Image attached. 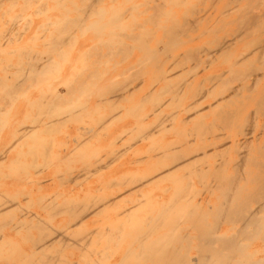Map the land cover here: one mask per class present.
Listing matches in <instances>:
<instances>
[{
  "label": "rangeland",
  "instance_id": "obj_1",
  "mask_svg": "<svg viewBox=\"0 0 264 264\" xmlns=\"http://www.w3.org/2000/svg\"><path fill=\"white\" fill-rule=\"evenodd\" d=\"M92 1L30 0L26 5L25 1L17 0L15 4L5 3L0 8L4 22L1 24L3 31L8 28L12 30L13 27L9 25L14 20H19L15 29L20 30L21 33L27 31L29 27L33 28L29 34L22 33V35L27 34L28 39L21 45L13 47L14 52L10 53L9 58L2 57L0 53L2 58L0 80L8 86L16 84L14 91L9 92L11 95H5L0 85V145L3 140H13L17 123H20L17 127L18 133L37 125L36 117L39 112L36 101L40 102L43 95L44 98L47 96L51 100L57 93L72 100L74 104V106L70 105L67 114L63 112L64 107L59 106L56 117L51 116L50 113V118H43L44 121L50 120V133L39 134V138L49 144L46 156L20 157L21 163L15 165L13 164L15 161L12 160L0 163V189L6 182H22L19 179L31 180L23 183L15 192L7 193L6 197L13 202H20L26 211L37 214L40 224L36 226L49 227V230H46L50 234L46 239L48 245L45 246L46 248H40L41 244L38 243L33 246L39 235L37 229L31 228L27 233H14L11 230L12 217L19 211L13 213L9 219L0 221V264H20L25 259L28 263L34 260L32 257L38 258L42 255L56 256V264L113 263L121 248L133 243L134 230L136 232L138 227L142 230L140 227L143 223L158 217L164 205L162 200L176 195L181 184H185V190L176 203L180 208L179 211L175 213L173 209L171 212L173 214L167 216L163 224L156 228L153 237L170 233L174 226L178 234L181 229L193 236V225L182 217L184 212L182 216L180 215L182 210L186 211L192 207L203 216L209 226L213 227L216 222L213 213L221 200V193L216 184L211 188L208 187L212 177L207 170L215 161L224 164L229 162L235 150L231 146L230 139L226 141L228 148L223 155H207L204 158L195 156V159L201 158L200 161H196L193 167L182 171L177 178L164 182L154 180L142 190L138 185H129L142 175V171L148 165L162 157L164 151L166 154L183 151L186 147L200 144L202 140L210 137L211 130L203 131L204 128L200 126L206 128L211 126L212 116L211 118L210 116L201 118L198 115L188 117L190 115L182 112V107L190 102L196 91L206 90L213 82L209 78L212 74L204 64L186 59L178 60L181 54L178 44L176 42L166 44L163 36L164 27L172 24L177 7L174 3L157 0L156 2L164 5L163 11L167 15L161 16L154 22L151 20V14L154 12L147 11L152 6L151 0ZM89 4L92 8L85 12ZM135 6L138 8L134 10ZM47 16L50 17V44L43 43L41 39L43 28L37 26L38 23H45ZM69 19L84 21L73 26L68 21L67 24L65 23ZM135 22L141 24V27L136 29L137 32H148L145 46L140 48L137 43L125 40L129 50L124 48L120 52L113 51L101 59L95 55V51L103 42L106 43L113 33H134ZM63 26L68 32L61 33ZM34 28L35 33H33ZM261 28L254 30L253 38L264 37V29ZM58 37L63 41L59 42ZM101 39L105 41L102 42ZM205 47L207 48V44ZM22 48L31 51L42 62L36 60L40 70L44 66L49 70L40 77L22 79L16 66L22 63L18 65V69L23 72L26 68V63L23 62L27 60L19 57ZM101 48L102 50H99ZM101 48L98 49L102 51L100 53H107L108 49L104 44ZM83 49L85 51H82ZM149 51L156 52L157 57L146 61L145 54ZM45 57L50 58L49 67L46 62L48 58ZM155 60L161 63V75L158 73ZM3 69L10 72L6 74L7 77L3 75ZM197 77L203 78L197 79ZM238 79L231 80V83L233 85L240 83ZM131 81H135L136 87L133 91L136 93L130 99L116 101L113 95L119 94L120 87L123 84H130ZM71 84L81 86L76 89L77 91L73 90L75 91L72 93L73 96L69 97L67 93ZM103 98L107 101L100 102L99 100ZM207 111L205 109L203 113ZM26 116L29 118L26 119ZM187 117L191 120L183 121ZM258 118L260 123L264 124V117L259 115ZM239 124L237 121L234 127L217 129L220 132L232 133L237 130L236 126ZM124 127L129 128L116 142L110 144L111 133ZM25 141L26 138H23L19 142L21 144ZM198 164L204 169L201 175L195 172ZM245 169L247 170L248 167ZM232 173V168L225 172L228 176ZM45 176L47 177L44 178ZM39 178L41 187L32 182ZM112 194L114 196L117 194L115 199L104 204L105 197H111ZM205 198L209 200L210 209L199 205L204 204ZM44 199L50 202V208L42 207ZM67 202L78 208L96 205L95 214L88 216L91 217L88 222H86L88 217H85L78 227L69 225L70 213L64 210L61 212L52 210L53 206L64 209ZM123 225L127 226L125 230L129 234L119 236L121 239L115 241L102 240L110 235L116 226ZM128 226L134 227L133 229L129 227L130 230ZM234 226L237 225L223 218L215 231L219 232L217 235L220 236L228 235L231 234ZM100 228L105 230L104 233L100 232ZM54 231L58 234L53 233ZM260 235L248 240L242 238L239 241L246 247L243 248L244 254L253 256L256 261L264 257V242ZM178 241L177 237L176 241L175 237L166 239L163 241L165 243H162L165 246H161L169 252ZM196 246L197 242L193 240L189 244L188 251L186 252V249L182 251L183 254L192 259L199 258L200 254ZM246 255L233 253L230 257L237 263L238 260L242 262ZM132 261L129 259L124 264H153L143 258L138 259L137 263ZM209 264L217 263L211 261Z\"/></svg>",
  "mask_w": 264,
  "mask_h": 264
},
{
  "label": "bare ground",
  "instance_id": "obj_2",
  "mask_svg": "<svg viewBox=\"0 0 264 264\" xmlns=\"http://www.w3.org/2000/svg\"><path fill=\"white\" fill-rule=\"evenodd\" d=\"M16 1L0 0V8L5 3L15 4ZM23 1H25L26 5L30 2V0ZM156 1L151 0L152 6L147 10L154 12L151 14V20L154 22L161 16L167 15L163 11L164 5ZM162 1L164 3H174L177 7L176 17L172 21V24L164 27L163 36L166 44L170 45L176 42L181 51V54L177 58L178 60L186 59L191 62L202 63L207 67L208 72L212 74V77H209L213 82L212 85L206 90L201 89L196 91L190 102L185 103L182 107L183 114L190 115L188 117H195L197 115L201 118L207 116H210V118L211 116L213 117L210 123L212 124L211 126H208V128L200 126L204 128H201L203 131L211 130L210 137L202 140L200 144L186 147L183 151H175L167 154L164 151L162 157L156 159L151 165H148L142 171V175L135 178L129 185H138L140 190H142L148 187L154 180L164 182L168 179L177 178L181 175L182 171L193 167L196 161H200L201 158L195 159V156L204 158L207 155H223L228 148L226 147L227 139H230L231 146L235 150L233 155L230 156L229 162H225L224 164L215 161L207 170L212 177V180L208 182V187L211 188L212 185L216 184L221 193V200L213 213L216 221L213 227L212 225L209 226V223L206 222L203 216L198 214L194 207H192L188 210L186 209V211L182 210L180 215L182 216L184 212V216L182 217L188 219L193 225V236L185 230L181 231V229L180 234H178L179 232L174 229V226V230L172 229L170 233L159 234L153 237V234L157 231L156 228L163 224L162 222L167 216L173 214L171 213L173 209H175V213L179 211L180 208L176 203L182 197V192L185 190V184H181L178 187L179 190L176 192V195L162 200L164 205L160 209L161 214L158 217L152 218L150 222L143 223L142 226L140 225L142 230L139 227L136 232L134 230L135 236L133 237V243L121 248L118 254H116L113 263L109 264H124L129 259L137 263V260L140 258L153 264L157 262L158 264L159 262L160 264H167V262L170 264H209L211 261L217 264H264V257L256 261L253 256L244 254L243 248L246 247L239 243L242 238L243 240H248V238L256 237L259 234H261V240L264 242V124H261L258 118L259 115L264 117V37L258 36L253 38L255 29H258V27L264 29V0H206V2L205 0ZM92 5L89 4L85 8V12L91 9L92 7L90 6ZM42 7L48 8L46 5H42ZM137 8L138 6H135L134 10ZM115 17L121 18L117 15ZM67 21L70 22L69 24L75 26L81 24L84 20L74 21V19H69L65 21L66 24ZM113 21L116 22V20ZM3 23V17L0 15V53L2 57L9 58L10 53L14 52L12 50L13 47L24 43L28 39L27 34L31 33L33 28L29 27L27 31H22L23 34L27 32L26 35H22L20 30L15 29L19 20H14L9 25V27H13L12 30L8 28L3 31L1 29V24ZM38 25L43 28V34L41 36L43 43L50 44V17L47 16L45 23H38ZM134 26V33H113L111 38L107 39L106 43L103 42L105 40L101 39L103 43L99 48L103 47L104 44V47L108 49L107 53H100L102 51L99 50H102V48H98L99 50L97 49V52L95 51V55L101 59L113 51L120 52L124 48L128 49L125 40H129L134 44L137 43L140 48L145 46V42L149 36L148 32H137L136 29L141 27V24L138 22H135ZM61 31V33H66L68 29H65L63 26ZM35 32L36 29L34 28L33 33ZM59 38V42L63 41L62 38ZM206 44L207 48L205 47ZM85 50L88 51L87 48ZM85 50L83 49L82 51ZM19 52L20 59L27 60V62H23V64L26 63L24 72L18 69V65L22 63L16 65L22 79L23 77H27V80H30L31 77H40L49 70L45 66L41 70L39 69L40 66L36 62L40 60L31 51L22 48ZM145 57L146 61H150L154 60L157 55L156 52L149 51L145 54ZM45 58H48L45 61L49 67L50 58ZM0 61H2V58H0ZM155 61L158 73L161 75V63L159 60ZM5 68L9 70V68ZM6 70L3 69V75L5 74V77L8 76L6 74H10ZM226 77L230 78L226 79ZM201 78L203 77H197V79ZM237 78L241 82L233 85L231 80ZM79 80L77 79V81ZM134 82L131 81L130 84H123L120 87V93L113 95L116 101L133 97L134 93H136L133 91L136 87ZM0 85L5 95H11L9 92H13L16 87L15 83L14 85L8 86L3 80H0ZM80 86V84H78V87L72 84L69 85L70 91H68L67 95L72 97V93L75 92L73 90H76ZM43 98L44 95L41 97L42 100L40 99V102L36 101V107L39 112L36 117L37 125L25 128L23 132L18 133L19 130L17 127L20 126V123H17L13 140H3L2 145H0V163L12 160L13 162L15 161L13 163L15 165L18 162L21 163L20 157L29 156L33 158L47 155L49 144L46 140H42L39 137L41 134L50 133V120L44 121L43 118H50V113H52L51 116L56 117V110L59 106H63V112L67 114L69 113L70 105L74 106V104H72V100L60 96L57 93H55L51 100L47 96L44 98L45 100ZM99 101L106 102L107 100L103 98ZM205 109L208 110L207 113H203ZM188 117L183 121L189 122L191 119ZM28 118L29 116H26V119ZM237 121L240 124L236 126L237 130L232 133L220 132L217 129L222 128L223 130V128L234 127ZM16 122L18 121L16 120ZM128 128L124 127L123 129L112 132L110 135L112 137L110 144L116 142ZM87 130L90 131L91 129ZM23 138H26V141L20 144L19 141ZM29 141L31 142L29 143ZM201 166V164H198V169L195 171L200 175L204 171V169H201ZM245 167H248V169L246 170ZM230 168L233 169V173L228 176L225 172ZM19 180L22 182H6L4 187L0 189V221L9 219L10 215L19 211L18 214L12 217L11 230L14 233H27L31 228H36V232L39 234L38 239L35 243H33L34 241L31 242L33 246H36L38 243L41 244L39 245L41 246L40 248H46L45 246H48L46 239L50 235L47 231L49 227L40 228L36 226L40 224V219L37 214L28 210L26 211V208L20 202H13L6 197L7 193L15 192L23 183L31 182L29 179ZM39 181L40 178L38 180H32L37 186L41 187ZM117 194L115 196L112 194V199L111 197H105V201L103 200L104 202H102L104 204L112 202ZM203 203L199 205L203 207L207 206L210 209L208 199L205 198ZM252 204L255 206L253 207ZM46 206L50 208V202L44 199L42 207ZM95 209L96 205L87 208H78L69 202L66 203L64 209L57 206L52 207L54 212L64 210L66 213H70L71 220L69 225L73 224L76 227L81 225L85 217L87 218L91 214L94 215ZM90 218L88 217L86 222ZM223 218L227 222L237 226L231 229V234L220 236L217 235L219 232H216L215 229ZM129 227L131 228V226H128V229H130ZM135 227L137 228V226ZM125 228H127L126 225L122 227L116 226L112 229L111 234L102 240L109 242L121 239L119 236L129 234ZM100 230L102 233L105 231L101 228ZM53 233L58 234L57 231ZM173 237H175V241L176 237L179 241L175 242V247H172L170 249L171 251L166 252L161 245L165 246V244H162L165 243L163 241L166 239L170 240ZM193 240L197 242L196 249H198L200 256L199 258L192 259L190 256L183 254L182 251L186 249L187 252L189 244ZM79 246L82 247V245ZM233 253L242 256L246 255V257L243 258L242 262L238 260L235 263L230 257ZM32 258L34 259L32 262L27 263L25 259L20 264H56V256L54 255L50 257L42 255L38 258L36 256ZM19 259L22 260L21 257Z\"/></svg>",
  "mask_w": 264,
  "mask_h": 264
}]
</instances>
